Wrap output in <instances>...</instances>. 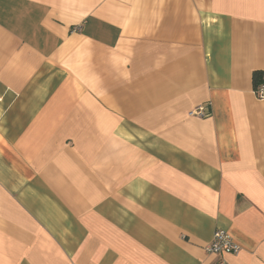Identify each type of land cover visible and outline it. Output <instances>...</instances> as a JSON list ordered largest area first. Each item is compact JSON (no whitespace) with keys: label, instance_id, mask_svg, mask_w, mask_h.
<instances>
[{"label":"crops","instance_id":"1","mask_svg":"<svg viewBox=\"0 0 264 264\" xmlns=\"http://www.w3.org/2000/svg\"><path fill=\"white\" fill-rule=\"evenodd\" d=\"M262 84L264 0H0V264H264Z\"/></svg>","mask_w":264,"mask_h":264},{"label":"built area","instance_id":"2","mask_svg":"<svg viewBox=\"0 0 264 264\" xmlns=\"http://www.w3.org/2000/svg\"><path fill=\"white\" fill-rule=\"evenodd\" d=\"M254 96L258 100H264L263 84L254 91ZM190 115L205 116V109L198 107L191 111ZM205 251L212 255H235L239 252V247L225 231L216 230L210 242L205 246ZM220 264H225V262L222 261Z\"/></svg>","mask_w":264,"mask_h":264},{"label":"trees","instance_id":"3","mask_svg":"<svg viewBox=\"0 0 264 264\" xmlns=\"http://www.w3.org/2000/svg\"><path fill=\"white\" fill-rule=\"evenodd\" d=\"M261 74L260 73H255L253 76L254 80V88H256L260 83H261Z\"/></svg>","mask_w":264,"mask_h":264}]
</instances>
